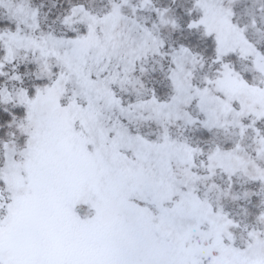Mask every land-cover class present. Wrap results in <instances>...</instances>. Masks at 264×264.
I'll use <instances>...</instances> for the list:
<instances>
[{
    "label": "snow or ice",
    "instance_id": "snow-or-ice-1",
    "mask_svg": "<svg viewBox=\"0 0 264 264\" xmlns=\"http://www.w3.org/2000/svg\"><path fill=\"white\" fill-rule=\"evenodd\" d=\"M43 9L0 0V264H264V46L249 34L264 10L241 23L223 0H192L181 25L153 0H67L51 24ZM253 198L251 220L225 207Z\"/></svg>",
    "mask_w": 264,
    "mask_h": 264
},
{
    "label": "trees",
    "instance_id": "trees-1",
    "mask_svg": "<svg viewBox=\"0 0 264 264\" xmlns=\"http://www.w3.org/2000/svg\"><path fill=\"white\" fill-rule=\"evenodd\" d=\"M56 3V7L54 9H50L49 11H45L48 13V20L45 22L46 24H51L55 17L65 8L67 7V0H53ZM154 3L157 7L160 8H168L170 9V13L172 16L176 17L177 20L181 25L186 23L188 19L187 9L191 7L192 0H154ZM264 5V0H239L234 4V7L237 11L238 18L241 23L247 22L248 19V12L255 11L259 13L260 11L264 10L261 6ZM56 11V14L54 13ZM195 14V13H194ZM60 27V25L53 24ZM250 36L253 40H258L261 46H264V34L260 32H255L254 30H250ZM168 42L174 43L176 41V45L180 43L189 44L193 47L194 51H203L205 48L207 49V42L200 37L199 33L197 32H190L186 28L178 29L174 34L171 35ZM170 44V43H169ZM200 46V47H199ZM205 55H210L208 51H204ZM234 60H238V58H233ZM157 71L154 72L151 76L154 80H150V83H156L158 86L163 89L165 92L167 91L166 83L162 82V73ZM248 76L246 73H244ZM11 111H16L14 108H9ZM10 119L9 113L3 111V107H0V135H3L9 129L7 128V120ZM206 136V134L204 135ZM257 200H253L252 205ZM251 205V206H252ZM253 207V206H252ZM235 207L231 209V212L236 215ZM251 220V217L249 218Z\"/></svg>",
    "mask_w": 264,
    "mask_h": 264
},
{
    "label": "rangeland",
    "instance_id": "rangeland-1",
    "mask_svg": "<svg viewBox=\"0 0 264 264\" xmlns=\"http://www.w3.org/2000/svg\"><path fill=\"white\" fill-rule=\"evenodd\" d=\"M239 1V0H223L224 4L225 5H228V6H233L234 7V4ZM258 1V0H257ZM132 3H137V0H131ZM34 3H43L44 4V11H49L50 9H54V8H57L56 7V3L53 1V0H34ZM153 3H154V0H153ZM88 4L91 8H93L94 10H102L106 4H108V0H88ZM155 4V3H154ZM130 12V9L128 10ZM56 14V11L54 12ZM138 15H142V16H145V17H152L153 19H155V13L151 12L150 10L148 9H144L142 10L141 12L138 13ZM149 24L151 23V20L148 21ZM61 27V26H60ZM58 25L54 28H56L57 30H59ZM176 30H173L170 26H162L160 28V34L166 39V40H169V38L171 37L172 34H174ZM170 44H172V42H168ZM173 46H177L176 45V41H174V43L172 44ZM200 47V46H199ZM207 51V49L205 48L203 51ZM165 63V66H166V61H164ZM233 63L237 66V68L246 73L249 77L251 78L252 75H254V73L251 72L250 70V61L248 60H242V59H239L238 60H234ZM155 65L156 67V71H159V65H157L155 63L154 60H152L151 58L149 59V66H153ZM33 68L32 65H24L22 64L21 65V71H31ZM160 72V71H159ZM154 72H150V77L153 75ZM161 74V73H160ZM27 78V77H26ZM11 84L12 82H9V86L11 87ZM0 107H4L2 105H0ZM9 108H12L11 105H8ZM142 131L144 133H150V134H155V131H156V125L155 124H151L150 126L149 125H145V127L142 129ZM173 133L175 135H179L181 137H188L190 138V141L193 142V143H196V142H203L204 139L206 138V136H204L206 133L203 132V130H200V129H187V128H184V127H178V128H173ZM235 179V178H234ZM215 183L216 184H222L223 183V177L221 176H217L215 177ZM246 187H249V185L245 184L244 183V179L243 177L240 179V181H238L236 184H235V188H237L238 190L242 191L243 188H246ZM211 195V194H210ZM257 200V198H253V200ZM257 202H254L253 204H256ZM252 204H247L246 201H243V200H239V201H227L225 202V207L227 209H229L231 211L232 208L235 207V209L237 210L236 211V215L238 214V218H240L242 221L243 220H249L250 216L249 217H245L244 216V212H243V207H247L248 209H252L253 205L251 206Z\"/></svg>",
    "mask_w": 264,
    "mask_h": 264
}]
</instances>
